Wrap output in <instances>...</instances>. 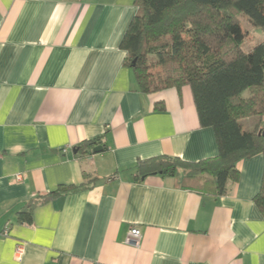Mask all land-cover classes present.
Segmentation results:
<instances>
[{
    "label": "crops",
    "instance_id": "obj_1",
    "mask_svg": "<svg viewBox=\"0 0 264 264\" xmlns=\"http://www.w3.org/2000/svg\"><path fill=\"white\" fill-rule=\"evenodd\" d=\"M134 1L0 0V264H264L262 153L238 162L222 196L136 178L139 159L199 161L218 145L190 86L143 92L124 64ZM96 137L101 150L76 154ZM134 226L139 245L126 241Z\"/></svg>",
    "mask_w": 264,
    "mask_h": 264
},
{
    "label": "trees",
    "instance_id": "obj_2",
    "mask_svg": "<svg viewBox=\"0 0 264 264\" xmlns=\"http://www.w3.org/2000/svg\"><path fill=\"white\" fill-rule=\"evenodd\" d=\"M134 2L137 11L120 43L124 64L134 70L143 92L190 86L199 124L214 129L218 145L216 156L199 161L164 154L139 159L136 178L175 176L182 187L225 195L239 179L238 162L264 155V130H244L240 123L247 117L264 119V41L245 50L239 19L244 14L264 29V0ZM246 90L249 95L243 96ZM101 144L102 137L83 140L75 146L76 154L90 153ZM84 176L89 178L86 171ZM87 184L61 186L48 197ZM254 202L264 216V177ZM34 205L20 212L21 220H31Z\"/></svg>",
    "mask_w": 264,
    "mask_h": 264
},
{
    "label": "rangeland",
    "instance_id": "obj_3",
    "mask_svg": "<svg viewBox=\"0 0 264 264\" xmlns=\"http://www.w3.org/2000/svg\"><path fill=\"white\" fill-rule=\"evenodd\" d=\"M240 24L242 28V32L244 34V40H243V48L245 50H250L253 46L256 44L264 41V29L256 26L246 15L240 14L239 15ZM156 70H160L158 67ZM249 91L246 90L243 92V96H248ZM261 129L264 130V124L261 126H257V130Z\"/></svg>",
    "mask_w": 264,
    "mask_h": 264
},
{
    "label": "built area",
    "instance_id": "obj_4",
    "mask_svg": "<svg viewBox=\"0 0 264 264\" xmlns=\"http://www.w3.org/2000/svg\"><path fill=\"white\" fill-rule=\"evenodd\" d=\"M16 178L21 180L22 179V176L21 175H16ZM4 234L5 235H8L9 234V229L6 228L4 230ZM141 236H142V232H141V229L137 226H134L130 229L129 233H128V236H127V239L126 241L130 244H133V245H139L140 243V239H141ZM24 250V245L23 243H19L17 244L16 246V254L17 255H20Z\"/></svg>",
    "mask_w": 264,
    "mask_h": 264
},
{
    "label": "water",
    "instance_id": "obj_5",
    "mask_svg": "<svg viewBox=\"0 0 264 264\" xmlns=\"http://www.w3.org/2000/svg\"><path fill=\"white\" fill-rule=\"evenodd\" d=\"M101 149H102V145H98V146H96V147L93 149V151L97 152V151H99V150H101Z\"/></svg>",
    "mask_w": 264,
    "mask_h": 264
}]
</instances>
